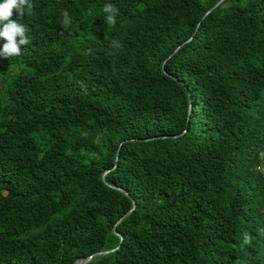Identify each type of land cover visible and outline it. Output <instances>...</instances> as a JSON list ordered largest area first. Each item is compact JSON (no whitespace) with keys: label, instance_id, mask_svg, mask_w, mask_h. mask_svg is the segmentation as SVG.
Masks as SVG:
<instances>
[{"label":"trees","instance_id":"trees-1","mask_svg":"<svg viewBox=\"0 0 264 264\" xmlns=\"http://www.w3.org/2000/svg\"><path fill=\"white\" fill-rule=\"evenodd\" d=\"M218 1L14 11L31 43L0 58V264H264V0L203 17Z\"/></svg>","mask_w":264,"mask_h":264},{"label":"clouds","instance_id":"clouds-1","mask_svg":"<svg viewBox=\"0 0 264 264\" xmlns=\"http://www.w3.org/2000/svg\"><path fill=\"white\" fill-rule=\"evenodd\" d=\"M33 9L31 0H0V39L5 41L0 47V58L11 59L21 54L22 46H27L31 43L27 35V27L19 22L18 19H13L14 11L21 20L25 14H30ZM103 11L107 14L106 21L110 25L116 22V15L119 9L112 4H106ZM62 25L67 27L71 23V18L66 11L62 12ZM114 48H119L121 45L118 41H112L110 45ZM260 234L264 235V229L260 230ZM252 237L245 232L243 234V245L251 243ZM242 245V246H243Z\"/></svg>","mask_w":264,"mask_h":264},{"label":"water","instance_id":"water-1","mask_svg":"<svg viewBox=\"0 0 264 264\" xmlns=\"http://www.w3.org/2000/svg\"><path fill=\"white\" fill-rule=\"evenodd\" d=\"M223 2V0H219L210 10H208L207 12H206V14L203 16V17H205L208 13H210L213 9H215L219 4H221ZM190 39H188L186 42H188ZM184 44V43H183ZM178 49V48H177ZM177 49H175V51L177 50ZM175 51H173V53L175 52ZM189 113V112H188ZM115 162H117V159L115 160ZM108 171H106L105 173H107ZM104 173V174H105ZM103 180H104V175H103ZM134 203H133V207H134ZM133 210V208L129 211V212H131ZM128 212V213H129ZM122 219V218H121ZM115 249H113V250H110V251H103V252H98V253H95V254H93V255H90V256H88V257H86V258H83V259H80V260H77V261H75L73 264H86V263H88L89 261H91L95 256H103V255H105V254H107V253H109V252H112V251H114Z\"/></svg>","mask_w":264,"mask_h":264}]
</instances>
